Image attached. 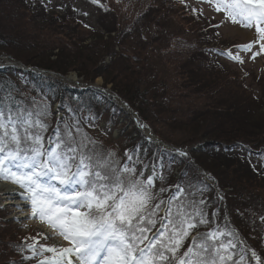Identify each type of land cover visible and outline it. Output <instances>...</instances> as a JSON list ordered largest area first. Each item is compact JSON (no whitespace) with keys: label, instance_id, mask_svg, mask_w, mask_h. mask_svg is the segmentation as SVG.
<instances>
[{"label":"trees","instance_id":"obj_1","mask_svg":"<svg viewBox=\"0 0 264 264\" xmlns=\"http://www.w3.org/2000/svg\"><path fill=\"white\" fill-rule=\"evenodd\" d=\"M47 2L0 0V53L25 67L63 78L74 72L86 85L94 84L99 78L105 87L111 85L112 93L135 110L160 141L177 149L190 150L186 155L171 154L156 148L137 131L122 134L127 140L125 150L135 148L146 167L152 163L160 167L163 179L159 178L155 187L170 189L163 193L165 199L176 191L174 185L191 183L203 187L199 184L202 181L199 169L215 180L220 196L209 186L203 192L208 202L206 211L210 224L196 229L193 235L209 231L218 224L221 229L233 232V237H221L235 244L231 251L244 256L245 261L254 252L263 261L264 200L261 190L264 184L261 183H264V174L256 171L261 169L254 168L249 158L264 160V82L258 84L261 90L257 92L245 81L225 77L218 68L217 58H209L201 47L186 51L189 58L179 61L180 68L174 76L175 73L165 69L171 59V52L167 50H176L171 48V39L184 36L182 32L185 34L175 24L166 27L173 31L167 33L166 40L154 38L149 43L150 47L154 43L169 45L156 53L158 58L154 60L150 59L149 49L144 48L147 44L135 49V45L128 42L133 30L125 34L126 30L115 20L102 16L103 22L99 24L102 32H97L88 24L66 23L78 21L68 11L61 17L49 12ZM174 6L173 0H167L150 13L142 14L135 21L133 32L144 31L151 13L158 15L157 21L171 23L166 11L172 12ZM201 41L202 47L211 45L202 38ZM106 58H110V62L106 63ZM9 91L26 108L34 106L33 98L38 105L49 106L47 122L51 127L46 137L52 134L58 122L79 121V126L91 137L105 135L110 143L118 144L111 133L99 129L101 116L108 108L115 110V107L111 101L104 105L105 96L98 90L70 88L60 80L37 73L0 69V97ZM55 104L64 112L60 121L54 118ZM92 124L96 126L91 128ZM105 148L101 146L99 150L107 153ZM117 159L126 162L124 157ZM140 169L138 164L137 171ZM188 190L185 187V192ZM3 215L1 209L0 264H33L28 255L29 236L18 234L3 223ZM248 227L252 228L251 238L245 231ZM190 243L189 238L184 246L187 248ZM22 244L25 247L20 246Z\"/></svg>","mask_w":264,"mask_h":264},{"label":"snow or ice","instance_id":"obj_2","mask_svg":"<svg viewBox=\"0 0 264 264\" xmlns=\"http://www.w3.org/2000/svg\"><path fill=\"white\" fill-rule=\"evenodd\" d=\"M215 6L233 23L255 25L264 40V0H215ZM22 105L11 91L0 97V180L23 189L32 216L73 245L40 264H73L68 258L73 252L76 264H240L230 251L235 244L221 238L232 231L217 224L193 235L210 224L203 181V187L174 185L176 191L165 199L170 189H157L153 176L137 171L143 161L135 148L121 163L114 152L97 149L79 121L58 122L46 137L49 106L35 98L32 108Z\"/></svg>","mask_w":264,"mask_h":264},{"label":"rangeland","instance_id":"obj_3","mask_svg":"<svg viewBox=\"0 0 264 264\" xmlns=\"http://www.w3.org/2000/svg\"><path fill=\"white\" fill-rule=\"evenodd\" d=\"M166 1L167 0H96V2H94V0H89L87 2H82V0H48L46 7L49 12L59 17L65 15L64 13L68 11L70 14H73V17L77 18L76 20L79 23L68 21L66 23L88 24L97 32H102L99 27V24L103 22L102 18L104 17L105 19V16L109 17L111 21L115 20L116 24H120L119 26L123 30H126L124 31L126 34V32H130V30L134 31L135 21L142 16V14L150 13L154 9L161 6V3ZM173 1L176 4V6H174V10L172 12L166 11L170 19H172V21H170L171 23L167 20L163 21L161 19L157 21L156 17H158V15L156 13H151V17L149 18V22L146 23L144 31H139L138 33L132 31V34L130 33L131 36L128 37V42L130 44L132 42L135 45V49L140 48L143 44H147L144 48L146 51L149 49L147 52L151 57L150 59L156 60L158 58L156 57V53L159 54V52H162L164 48L169 45L154 43L152 47H150L151 45H149V43L153 42L154 38H158L159 40L162 38L161 40H166V37H168L167 33H173L171 29L166 30V27L169 26V24H175L178 28L183 29L185 34L182 32L181 34L184 36L179 35L180 37L171 39V43L173 42L171 48L174 47L177 51L173 49H165L167 52H171V59L167 61V64H165V69L175 73L174 76H176V72H178L180 68L178 65L182 62V60L189 58V55H186V51L188 49L192 50L201 47L209 58H217L220 62V64H218V68L225 77H229L237 81H245L247 86L251 85V89L260 92L261 87L258 84L264 82V47H262V45H264V40L260 39L261 34L257 31L256 26L245 27L242 23H233L231 19H229L226 12L216 10L215 0ZM165 6L168 7V5ZM100 9L102 10V13H100ZM68 17L71 18L69 15ZM260 27L264 28V25H261ZM196 29L198 30L195 32ZM199 29L201 30L199 31ZM186 31H188V34ZM162 33L163 36L166 35L164 38L163 36H160ZM114 35L115 34H112V36ZM201 38L209 42L211 45L208 47H202ZM245 45H250L251 47L246 49L244 47ZM116 52H119V49H116ZM234 57H238V59ZM3 58L9 57L0 53V64L2 63ZM10 61L13 63L15 62L11 59ZM108 62H110V58H106V63ZM66 78L70 80L78 79L79 81H82L77 78V75L74 72L69 73ZM83 85L84 84H82V86ZM94 85L100 89L106 90L104 83L100 78L95 81ZM111 89V85L107 86V90L105 92L106 98L103 103L105 105V102L111 101L115 110L113 108H108L106 110L102 107V110L105 109L106 112H104L101 116V126L99 129L105 133H111L112 139L118 142V144L110 143L105 135L103 137L97 135L94 137L89 136L97 141V143L99 142V145L96 144L97 149L101 146H105V149L116 154V159L118 156L126 159L125 153H128L129 151L125 150L127 140L125 137H122V134H124V132L127 134L128 132L133 133L134 131H137V133L142 134L144 139L147 138V135L145 132L144 134L141 132L143 121L140 119L137 112L124 105L116 95L111 94ZM173 103L175 104L176 102ZM112 113L115 114V117L110 116ZM53 114L56 121H60L64 116L63 111L59 109V107H56V109L55 107L53 108ZM135 118L137 119L136 122ZM94 126L96 125L92 124L91 128H94ZM136 136L137 135H134V138H136ZM168 147L171 148L167 149L168 151H171V154L175 153L177 155H182L180 153H190V150L177 149L171 146ZM249 162L254 168L258 166L259 169H261H256L257 172L264 174V172H261L264 171V160L249 158ZM139 166L141 169L138 172L142 171L144 176H147L150 172H156V185L162 174L158 164L152 163L146 167L143 162V164H139ZM199 171L203 170L199 169ZM174 173L175 178L177 179L179 177L177 170H175ZM210 176V174H201V179L207 186L213 189L217 195L220 196L217 188L215 187L217 184L213 177L211 176V178ZM260 179L262 178L260 177ZM2 184L12 186L20 191V195H18L19 198L21 197L19 202H22L23 205H17V202L10 200L11 197L8 198V195H6L4 191H0V210L2 209L4 211L2 219L3 223H7L10 227L14 228L18 234L29 236L31 244L28 245V247H30L28 255L29 259L33 261V264H40V262L46 258H53L55 255L59 254V250L62 248L73 247L69 240H66L64 237L59 235L58 229H54L46 221H42L38 217L32 216L31 203L26 199V195L23 194V189H20L18 185L12 183L11 181L0 180V185ZM244 184H247V182L244 181ZM261 192L263 194L261 199L264 200V190H261ZM245 231H248V236L251 238L252 228L248 227ZM227 237L228 236H225V238ZM230 237H233V235ZM256 239L254 240L256 241ZM246 244H248V242ZM20 246L25 247L23 244ZM44 246L56 247L57 253L43 251ZM261 246L264 249V241L261 242ZM258 249H260V246ZM184 250H186L185 246L180 251L183 252ZM231 252L234 253L233 261H240V264H260L261 262L264 264V260L262 261L261 257L257 256V254L255 256H253L252 253L249 254L247 257L248 261H245L246 259L243 256V260L241 261V256L238 252L233 250ZM68 258L72 259L76 264L74 252L68 254ZM26 259L28 258L26 257ZM229 264H233V262H229Z\"/></svg>","mask_w":264,"mask_h":264},{"label":"bare ground","instance_id":"obj_4","mask_svg":"<svg viewBox=\"0 0 264 264\" xmlns=\"http://www.w3.org/2000/svg\"><path fill=\"white\" fill-rule=\"evenodd\" d=\"M7 62H9V61L7 60ZM72 81H75V80H72ZM0 191H4L6 193V195H8V198L11 197L10 200L17 202L16 203L17 205H23L22 202H19L21 197L19 198V196H18V195H20V191L18 189L14 188L12 186H8V185H5V184H2V185H0ZM10 204H13V203H10ZM73 264H75V263L73 262Z\"/></svg>","mask_w":264,"mask_h":264},{"label":"built area","instance_id":"obj_5","mask_svg":"<svg viewBox=\"0 0 264 264\" xmlns=\"http://www.w3.org/2000/svg\"><path fill=\"white\" fill-rule=\"evenodd\" d=\"M2 60H3L6 64L9 63V62H7V59H5V58H3Z\"/></svg>","mask_w":264,"mask_h":264}]
</instances>
